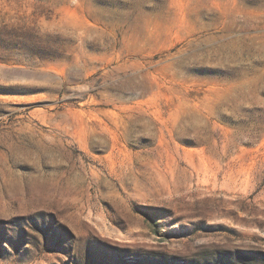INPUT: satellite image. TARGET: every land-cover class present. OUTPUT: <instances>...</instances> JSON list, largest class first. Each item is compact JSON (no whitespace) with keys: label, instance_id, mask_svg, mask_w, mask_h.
Here are the masks:
<instances>
[{"label":"rangeland","instance_id":"rangeland-1","mask_svg":"<svg viewBox=\"0 0 264 264\" xmlns=\"http://www.w3.org/2000/svg\"><path fill=\"white\" fill-rule=\"evenodd\" d=\"M0 264H264V0H0Z\"/></svg>","mask_w":264,"mask_h":264}]
</instances>
